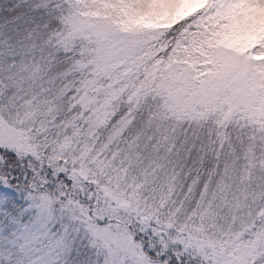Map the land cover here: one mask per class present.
<instances>
[{"label":"snow or ice","instance_id":"6c2138e0","mask_svg":"<svg viewBox=\"0 0 264 264\" xmlns=\"http://www.w3.org/2000/svg\"><path fill=\"white\" fill-rule=\"evenodd\" d=\"M0 264H264V0H0Z\"/></svg>","mask_w":264,"mask_h":264}]
</instances>
